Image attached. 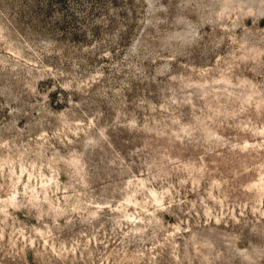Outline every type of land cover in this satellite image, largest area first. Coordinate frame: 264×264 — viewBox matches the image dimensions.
I'll use <instances>...</instances> for the list:
<instances>
[{
  "label": "rangeland",
  "instance_id": "obj_1",
  "mask_svg": "<svg viewBox=\"0 0 264 264\" xmlns=\"http://www.w3.org/2000/svg\"><path fill=\"white\" fill-rule=\"evenodd\" d=\"M0 264H264V0H0Z\"/></svg>",
  "mask_w": 264,
  "mask_h": 264
}]
</instances>
